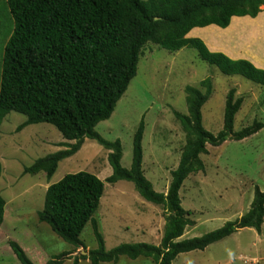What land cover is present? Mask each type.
<instances>
[{
  "label": "trees",
  "instance_id": "trees-1",
  "mask_svg": "<svg viewBox=\"0 0 264 264\" xmlns=\"http://www.w3.org/2000/svg\"><path fill=\"white\" fill-rule=\"evenodd\" d=\"M12 21L0 56V126L10 112L26 117L17 132L32 124L52 125L62 136L64 147L25 167L23 173H44L50 179L60 162L74 156L85 139L109 150L112 174L109 184L133 183L147 202L163 207L166 218L159 245L122 244L105 248L95 214L104 194V182L94 174L65 175L47 187L40 223H45L66 243L82 246L80 235L91 225L96 248L81 255L90 264H116L121 257L151 259L155 264H172L181 254L202 251L239 230L252 228L261 233L264 221V191L255 189L253 200L240 218L200 237L181 239L193 226L191 213L181 206L180 189L190 174L204 171L201 155L207 146L219 147L228 140L241 141L258 133L264 124L254 122L234 132V120L242 105L235 91L227 93L223 129L214 135L202 125V108L211 96V80L201 89L185 88L188 114L174 112L185 133L178 166L171 172L166 193H158L142 169L143 119L133 137L130 169L121 165L119 140L104 139L95 128L112 115L117 102L136 76L142 48L147 43L169 52L193 49L198 57L226 76H241L264 86V70L247 60H233L211 52L199 38H188L193 28L215 25L225 29L233 17L255 18L264 0H5ZM2 2H0L1 4ZM73 142V143H71ZM0 162V175H1ZM5 200L0 194V226ZM9 246L20 264H34L16 243ZM66 253L45 264H63ZM73 264H78V258Z\"/></svg>",
  "mask_w": 264,
  "mask_h": 264
},
{
  "label": "rangeland",
  "instance_id": "rangeland-1",
  "mask_svg": "<svg viewBox=\"0 0 264 264\" xmlns=\"http://www.w3.org/2000/svg\"><path fill=\"white\" fill-rule=\"evenodd\" d=\"M3 1L0 0V56L12 28L9 9ZM208 78L212 92L202 108V125L207 131L217 135L223 129L230 90L235 91V99H242L234 132L254 122L264 124V86L241 76L222 74L202 61L193 49L169 52L147 43L142 48L136 76L110 118L95 128L104 139L120 141L121 165L130 169L133 137L143 119L142 169L158 193L167 192L171 172L177 168L186 143L174 112L187 115L185 88L204 91L201 82ZM25 120L24 115L10 112L0 126V194L6 203L0 226V264H20L9 246L11 241L34 264H45L61 253L67 254L63 264H73L77 258L78 264H90L80 257L97 246L90 224L80 235L82 246L76 248L38 220L47 187L78 172L94 174L104 182L95 218L107 250L122 244H160L166 221L163 207L144 200L131 182L107 183L106 178L112 174L110 151L94 140L85 139L74 156L59 163L50 179L44 173L24 174V168L35 160L64 149L60 144L65 142L46 123L32 124L17 132ZM201 160L204 171L190 174L179 192L182 208L191 213L189 217L194 221L181 239L200 237L240 218L248 211L255 189L264 191V127L241 141L228 140L219 147L208 145ZM116 264L155 263L151 259L121 257ZM172 264H264V221L260 234L252 228L239 230L205 250L179 255Z\"/></svg>",
  "mask_w": 264,
  "mask_h": 264
},
{
  "label": "crops",
  "instance_id": "crops-1",
  "mask_svg": "<svg viewBox=\"0 0 264 264\" xmlns=\"http://www.w3.org/2000/svg\"><path fill=\"white\" fill-rule=\"evenodd\" d=\"M188 38L204 41L211 52H220L233 60H247L264 70V8L257 17H233L230 25L193 28Z\"/></svg>",
  "mask_w": 264,
  "mask_h": 264
}]
</instances>
